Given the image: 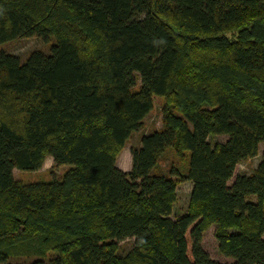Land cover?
I'll return each mask as SVG.
<instances>
[{"label":"trees","instance_id":"1","mask_svg":"<svg viewBox=\"0 0 264 264\" xmlns=\"http://www.w3.org/2000/svg\"><path fill=\"white\" fill-rule=\"evenodd\" d=\"M32 36L48 52L0 50V264H225L212 225L228 264H264V149L234 176L264 143V0H0V44ZM168 149L184 168L159 167ZM47 156L60 179L14 178Z\"/></svg>","mask_w":264,"mask_h":264},{"label":"rangeland","instance_id":"2","mask_svg":"<svg viewBox=\"0 0 264 264\" xmlns=\"http://www.w3.org/2000/svg\"><path fill=\"white\" fill-rule=\"evenodd\" d=\"M53 42V39H49L48 42L41 40L35 36L19 38L0 44V50L15 55L19 59L23 60L33 50H41L48 52L49 46ZM137 82H139L138 75L135 74ZM163 98L159 96L153 97V107L151 111L143 119V126L138 131L133 132L124 147L120 150L116 158V166L123 171H129L131 165L130 150L139 145L141 135L147 134L154 129H159L162 124V113L161 106ZM225 135H210L208 141L211 144L217 142H223L226 140ZM264 149V143H260L258 146V152L255 156L246 158L240 161L234 171L236 174H249L257 165L260 154ZM185 157L174 151V149H168L161 160L159 161V167L162 170H166L170 165L175 167H185ZM69 168V165H54L50 156H47L37 171H26L13 169V176L17 181L20 182H34V181H50L53 179H60L63 173ZM231 181H229V184ZM176 202L174 204L172 217L178 216L184 213L188 209L190 200L191 182L183 181L176 186ZM249 200H254L255 197L250 195L247 197ZM214 226L209 227L202 235L201 245L202 248L208 253V255L218 261L225 264L231 263L232 260L229 257H224L217 249V241L213 235ZM264 238V235H263ZM118 252L123 254L131 246V240L125 239L119 242ZM26 260V259H25Z\"/></svg>","mask_w":264,"mask_h":264}]
</instances>
